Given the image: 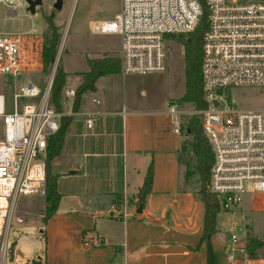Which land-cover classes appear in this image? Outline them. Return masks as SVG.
<instances>
[{
	"label": "built area",
	"instance_id": "obj_1",
	"mask_svg": "<svg viewBox=\"0 0 264 264\" xmlns=\"http://www.w3.org/2000/svg\"><path fill=\"white\" fill-rule=\"evenodd\" d=\"M9 18L17 17L26 0H0ZM208 27L202 44V81L207 108L195 110L202 117L214 161L210 190L229 210L250 188L264 192V108L242 109L227 98L235 86L264 89V0H205ZM203 16L201 0H122L120 12L112 20L98 21L100 33H116L121 38L120 68L123 74H149L167 68L168 42L188 37ZM58 48L52 72L44 89L32 81L14 93V108L7 110L0 95V118L4 136L0 139V264L7 262L9 231L20 196L46 194L48 140L64 115L50 100L54 75L60 61ZM30 47H29V46ZM42 42L23 33H0V75L16 74L41 63ZM75 91H68L74 97ZM35 99L19 106L20 98ZM62 97V103H63ZM215 101L219 103L215 105ZM69 99H65V103ZM96 104L99 99H94ZM73 103V102H72ZM184 110L170 106L173 120ZM97 113L84 114L91 130ZM180 132L179 126L175 127ZM22 222L21 218H16ZM264 242V237L261 238ZM232 251H245L246 237L231 235ZM228 264H235L233 253Z\"/></svg>",
	"mask_w": 264,
	"mask_h": 264
},
{
	"label": "crops",
	"instance_id": "obj_2",
	"mask_svg": "<svg viewBox=\"0 0 264 264\" xmlns=\"http://www.w3.org/2000/svg\"><path fill=\"white\" fill-rule=\"evenodd\" d=\"M30 36L40 38L41 34ZM40 67L41 63L21 71ZM65 70L66 83L71 84L63 90V106L70 111L73 97L68 91H75L78 73L87 71L88 65ZM141 77L121 72L99 77L96 90L86 92L91 94V102L82 99L80 110L73 112L61 152L52 160L62 199L45 226L43 264H228L231 253L235 264H264V257L248 258L242 249L231 250V240L221 231L218 216L215 230L204 232L199 188L188 187L183 174L186 135L175 131L179 124L166 107L139 103L138 97L146 93ZM15 92L9 102L0 92L7 110L14 108ZM89 111L97 113L91 130L84 124V114ZM76 115L80 116L77 121ZM151 163L152 192L144 204L129 209L104 196L136 193ZM54 165L59 169L54 170ZM62 165L66 168L61 170ZM69 176L74 188L61 189L60 182Z\"/></svg>",
	"mask_w": 264,
	"mask_h": 264
},
{
	"label": "rangeland",
	"instance_id": "obj_3",
	"mask_svg": "<svg viewBox=\"0 0 264 264\" xmlns=\"http://www.w3.org/2000/svg\"><path fill=\"white\" fill-rule=\"evenodd\" d=\"M55 1L43 0L41 6H36L34 13L27 7H22L15 18L7 17L5 6L0 3V33H23L28 36L33 33L41 34L39 39L43 46L44 34L48 30L44 13H53L61 34L60 44L64 42L59 64L63 65L65 69L79 70L83 68L87 62V57H100L111 53L114 56H120V36L116 33H100L96 30L95 24L98 21L114 19L120 12L122 0H63V6L60 10L53 7ZM167 48V68L165 71L140 74L142 75L140 83L146 89V93L139 96L138 99L140 104L144 103L145 106L149 107H166L170 111L172 105L177 110L183 109L184 112L179 113L176 120V123L181 127V125L189 123L195 109L191 102L179 104L177 101L185 92L184 47L175 40L168 42ZM42 60L41 56V66ZM51 72L52 70L48 74L44 73L40 67L38 71H19L16 74L0 75V92L6 96L7 102H9L12 100L13 92L18 91L30 81L44 89ZM74 79H76L75 74H72L71 81ZM69 83L65 84V89L70 87ZM90 97V93H85L83 100L91 102ZM227 97L238 108H264V89L259 86L231 87L227 90ZM19 101L24 104L35 102V99L22 97ZM197 115L202 122V117ZM79 117L78 115L74 116V120L77 121ZM3 136L4 125L2 118H0V139ZM191 140L189 135L183 138L184 145L188 147L187 152L182 153L183 174L189 183L187 186L196 189L199 188L198 174L188 176V171L193 168L195 162L189 148ZM56 168L59 169L54 165V170ZM64 168H66L65 165H62L61 170ZM70 179L73 177L60 182L61 189L65 190L72 188V186L74 188V182H71ZM80 184L81 182H79ZM201 207L204 210L203 204ZM43 213V197H19L14 208V219L9 231L8 246L10 247L14 241L17 244L13 260H10V253H8L7 262L32 264L34 258L45 254L43 234L40 228ZM16 218H21L23 221L18 222ZM218 222L221 231L226 232L230 240L232 233L237 234L240 238L251 233L264 237V192L252 191L249 188L239 205L218 213Z\"/></svg>",
	"mask_w": 264,
	"mask_h": 264
},
{
	"label": "trees",
	"instance_id": "obj_4",
	"mask_svg": "<svg viewBox=\"0 0 264 264\" xmlns=\"http://www.w3.org/2000/svg\"><path fill=\"white\" fill-rule=\"evenodd\" d=\"M203 4V16L197 29L189 34L188 37L179 36L177 41L184 47L185 62V92L178 98V102H191L194 104L195 110L207 108L210 105L206 97V91L202 81V44L204 33L208 27L207 15L208 11L205 6V0H201ZM55 15L44 13V20L48 30L44 34V42L42 46V66L41 71L50 73L53 68L58 47L60 44L61 34L59 26L54 20ZM189 39V40H188ZM88 70L79 72L80 82L75 89L72 110L78 112L81 108L83 96L88 91L96 90V82L99 77L111 73L121 72L120 59L116 56L105 54L101 57H87ZM67 71L64 66L58 64L53 84L51 88L50 100L55 107L64 111L62 103L63 90L66 84ZM72 115H64L61 120L59 130L50 136L48 140V153L46 157V194L44 200V213L42 215V225L40 226L43 234V246L47 245V233L45 226L49 218L58 210L62 199V194L57 187L58 175L52 173V160L61 152L65 133L71 121ZM183 134L191 137L190 153L194 157L195 162L192 169H189L188 176L198 174L199 189L197 191L198 198L204 204L203 227L204 232H211L217 226L218 213L223 209L222 199L210 190V175L214 161V154L207 135L205 134L203 124L197 114L192 115L187 125H181ZM188 147L183 145L182 151L187 152ZM189 153V152H188ZM153 166L150 164L146 173L143 184L138 191L133 194L124 195L122 193H110L104 196H110L111 200L116 204H126L129 209L133 206L144 204L148 195L152 192ZM99 195V199L103 198ZM119 217V216H116ZM250 232V231H249ZM87 232H84V236ZM86 242V240H85ZM104 242L100 243L102 245ZM44 248V249H45ZM245 252L248 258L264 257V242L260 236L256 234L246 235Z\"/></svg>",
	"mask_w": 264,
	"mask_h": 264
},
{
	"label": "water",
	"instance_id": "obj_5",
	"mask_svg": "<svg viewBox=\"0 0 264 264\" xmlns=\"http://www.w3.org/2000/svg\"><path fill=\"white\" fill-rule=\"evenodd\" d=\"M27 3H28V10H30L32 13H34L36 11V6H41L43 4V0H26ZM63 6V0H56L53 7L60 10ZM189 40V39H188ZM215 105H217L219 102L218 101H215L214 102ZM71 173H75L76 171H70ZM117 209H121V205H117L116 207ZM17 242L14 241L11 243L10 245V250H9V253H10V260L12 261L13 260V256H14V250H15V246H16ZM32 264H43V260H42V257L41 256H38L36 258H34L32 260Z\"/></svg>",
	"mask_w": 264,
	"mask_h": 264
}]
</instances>
